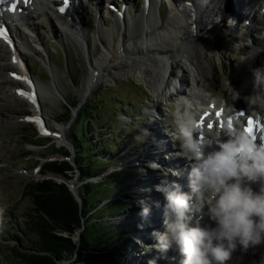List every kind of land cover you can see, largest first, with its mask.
Listing matches in <instances>:
<instances>
[{"label": "rangeland", "instance_id": "obj_1", "mask_svg": "<svg viewBox=\"0 0 264 264\" xmlns=\"http://www.w3.org/2000/svg\"><path fill=\"white\" fill-rule=\"evenodd\" d=\"M232 1L234 3V0ZM238 1L240 4L238 8L230 0H224L225 4L222 0L217 1L216 15L220 14L221 22H225L222 12L226 7L231 10L232 15L243 12L241 16H249L250 19L249 21L246 19L243 28L241 25L236 27L231 24L238 40L227 43L221 55L215 57L216 81L208 84L205 79L197 75L194 67L188 64L186 59L179 58L172 69L175 76L173 74L169 78L172 85L169 87L172 93L169 96L154 94L147 81L120 74L122 72L110 65L106 68L101 67L98 82L91 86L86 84L93 70L90 64L100 57L104 49L103 44L110 39L119 38L128 51L131 49L130 52H133L131 58H134L133 60L140 67L144 63L141 60L148 58L147 54L136 53V48L143 38L141 20L142 9L145 6L142 7L143 0H77L73 4L75 11L70 12L72 16L69 13V15H61L62 17L56 14L48 17L43 11L41 17H37V12L35 15L34 11L40 10L44 5L36 1L34 5L37 6L29 8L31 22L35 26L26 25L19 29V33L16 31L19 41L15 50L25 71L36 84L37 104L47 128L51 126L54 128L57 124L66 127L68 123L64 130L67 135H71L72 130L80 132L84 127L85 119L73 125L77 114L69 122L71 114L70 118H67L62 113L65 110L64 104L67 100L83 103L91 98L94 99L87 111L89 113L87 116L91 117L94 124L91 126L90 122H87L88 129L85 128V132L90 136L89 142L94 144L95 154L105 159L111 158L112 161L103 174L91 180L97 182L102 176L112 172V176L108 175L106 181L111 184L107 185L109 189L106 191H111L112 194H109V198L103 203L113 199L117 202L120 197L123 200L120 203L127 205L128 208L121 215L109 214L104 217L101 225L94 222L99 227L91 230L90 237L95 246L103 248L109 239L115 238L112 231L118 230L122 233L123 241L110 247L112 253L119 254L117 264L167 262V253L155 247L157 240L153 236V232L166 231L165 221H162L167 204L166 195L165 192L157 191L156 185L163 184L166 189L172 190L173 185L176 184L179 185L180 191L188 185L187 181L175 179L172 183L173 180L168 178L172 172H175L179 178H184L183 175L187 174L184 169L174 170V165L171 166L166 162L168 158H172L179 164L184 163L178 157L180 155L183 157L180 141L172 137L177 131V114L194 113L199 102L210 98V92L213 95L211 100L216 101V104L227 106L228 109L235 108L228 102L236 98L243 86L244 96L235 105L247 108L254 99L251 88L246 84L245 72L240 61L244 52L259 54L258 60L264 61V6H262L264 0ZM179 2L180 0L178 2L155 0L151 7V18L159 23L162 19L164 21L171 5ZM122 10H125L123 17L117 15ZM72 17L79 21V25H75L74 30L77 29L78 34L83 37L82 40H77L72 27L64 23L65 20L71 22ZM146 21L144 18V23ZM19 71V67L11 62L7 47L0 43V210H2L0 264H27L22 258L17 259V252L30 253L33 249L31 239L34 235L29 233L25 235L21 231L26 214L32 208L23 187L31 180H41L46 177L45 174L48 173H43L41 163H46V160L54 156L60 159L62 157L59 152L62 148L61 144L59 145L51 134L42 135L33 123L25 120L26 116L31 115L32 106H29L18 94L11 95L14 90L10 89V86L13 87L15 81L11 77V72ZM152 123L163 138L166 151L164 147L153 144L156 134L154 131H149V125ZM95 127L101 129L93 131ZM102 142L106 144L105 148L100 145ZM130 166L135 168L124 169ZM185 178L188 179L186 176ZM256 183L259 186V182ZM98 191L105 192L102 188ZM116 207L118 205L113 202L99 214L114 211ZM144 207L150 209V218L153 214L159 216L156 224L151 221L149 215L147 217L139 215ZM137 215L140 216L138 219H136ZM206 222L204 219L200 221L201 226L212 224ZM152 223L154 230L150 228ZM133 224L139 229L138 232L142 237L147 238L146 241L132 232L125 233ZM13 239L18 240L17 245ZM74 240L77 242L79 238L75 235ZM127 243L132 246L130 251L126 250ZM149 245L153 246L151 250L146 249ZM172 245L178 247L175 243ZM238 247L242 252L240 264H264V243L249 247L247 250ZM72 260L67 258L63 262L70 263ZM171 261L166 264H171ZM174 263L182 264V258Z\"/></svg>", "mask_w": 264, "mask_h": 264}, {"label": "clouds", "instance_id": "obj_2", "mask_svg": "<svg viewBox=\"0 0 264 264\" xmlns=\"http://www.w3.org/2000/svg\"><path fill=\"white\" fill-rule=\"evenodd\" d=\"M252 71L254 87L264 89V67ZM221 135L227 139H217L218 150L205 155L211 141L201 133L196 115L177 114V131L172 137L180 141L187 160L195 161L189 172L191 193L181 192L176 184L172 190L156 185V190L166 195V231L153 232V236L160 251L175 243L184 256L182 264H225L238 246L247 250L264 243V141L258 143L246 127H234L230 121L214 136ZM256 182L259 191L251 186ZM205 206L214 226H201L198 220L192 223L194 208ZM149 213L144 207L139 215L147 217Z\"/></svg>", "mask_w": 264, "mask_h": 264}, {"label": "bare ground", "instance_id": "obj_3", "mask_svg": "<svg viewBox=\"0 0 264 264\" xmlns=\"http://www.w3.org/2000/svg\"><path fill=\"white\" fill-rule=\"evenodd\" d=\"M37 1H39V3H42L44 5V6L42 5L43 7L40 8L42 9L44 15L49 17L51 16V14H56L59 17H62L56 12V10L53 7L54 5H56L55 3L44 0H37ZM154 1L155 0H148L147 6H144V8L142 9L141 20L143 22L142 23L143 38L140 41V45L138 46V48H136V53L138 54L143 53V54H147L148 56L147 59L141 60V62H144L142 66L140 67L138 63H136V61L133 60L134 58L133 59L131 58L133 52H130L131 49L128 51L125 44L122 43L119 38L110 39L103 44L104 49L103 52L100 54V57L98 59L93 60L92 63L90 64L93 70L90 72V75L86 80L87 86H91L94 83L98 82L99 70L101 69V67L106 68V66L110 65V67L115 68L116 70L122 72V73L118 72L120 74H125L128 76L139 78L140 80L147 81L151 85L152 88L151 90L154 94L157 93L159 95L169 96L172 94L169 90V87L171 85V79L169 78L171 75L175 73L172 72V69L173 67H175V64H177V60L179 58L186 59L188 64L194 67V70L197 73V75L205 79L208 82V84H213L216 81L217 74L214 68L215 57L221 55L223 48L227 43L238 40L235 30H233L232 27L233 26L238 27L239 25H241L242 26L241 28H243V26H245L244 23L247 22V20L249 21L250 19L249 16H245V15L241 16L243 12L240 13L236 12V14L232 15L230 13L231 10H228V8L226 7L222 12L225 22H221L222 17L220 16V14L216 15V11L218 9L216 8L218 5L217 2L218 0H208V1L206 0L207 2L205 0H198L201 2H195L194 0H189L190 2L187 1L182 2V0H180L179 3H175L174 5H171L168 13L164 17V21L162 19V21L159 23L157 20L154 21L151 18V7ZM255 1H260V0H255ZM30 2L31 3L33 2L32 4H36V1L30 0ZM76 2L77 0H70L69 3L70 8L67 13L68 15L71 11H75L73 4H75ZM172 2H178V0H172ZM222 2L223 4H225L224 0H222ZM230 2L236 8H238L239 7L238 5H240L238 0H234V3L232 0H230ZM0 6H3V4L0 3ZM29 8L26 9L25 12H29ZM159 11L160 10L157 7V12L160 15ZM251 11L253 12V10ZM34 12L36 13L37 11ZM8 15L10 14H8L7 12L6 13L0 12V21L9 19ZM70 15L72 16L71 13ZM13 16L14 15H12L10 18H12ZM229 16H230V20H229ZM37 17H41V13L37 12ZM217 17L218 19L216 20ZM144 18H146L147 20L145 23H144ZM30 20L31 19L29 16L28 19L26 20V24L29 27L35 26V24H33V22H31ZM71 20H72L71 22L65 20L64 23L72 27V31H73L76 28L75 25L76 26L79 25V21L78 19H74L73 17L71 18ZM231 24L234 25L232 26ZM16 31H18L19 33V29H17ZM74 33H75L74 36L76 37L77 40L83 39V37L78 34L77 29L74 30ZM259 56H260L259 54L256 55L254 53L244 52L240 61V65L245 72L246 84L248 87L251 88V92L254 97L250 106L247 107V113L258 114L262 118H264V89H257L254 87V77L252 71L253 69L258 67H264V61L258 60ZM173 76H175V74ZM197 82H199V80H197ZM20 83L21 82L18 80H15L13 82V87L10 86V89L12 88V90H14V93L11 95L17 96V93L15 91H18L22 87ZM244 88L245 87L243 86L241 89L242 91L239 94H237L234 100L232 99L231 101L228 102L231 107L237 108L235 104L237 101H240L241 98L244 96ZM210 95L213 96L211 92ZM30 104L32 108H35L34 111H38L36 105L32 103ZM199 106L200 107H198L197 110L195 111V115L199 121L201 120L204 121V125L203 127H201V131L204 132V138L211 141L210 145L213 147L211 149V152L218 150V144L216 143V140L217 139L224 140L227 139V137L223 135H221L219 138L215 137L214 135L216 134L217 131H214L212 127L209 128L208 125L214 124L219 129H222L225 121L222 122L220 121V119H224L223 117L226 115L225 113L227 111L229 112V109L227 106L225 107L221 104H216V103L210 105L209 102L205 103V101L200 102ZM217 109L221 110V113L218 117L213 115V113ZM207 110L210 111L206 114V116H203L202 113L206 112ZM236 123H238V119L234 118L233 126H236ZM149 126H150L149 131L152 132L154 131L156 134L153 144L160 145L159 147L161 146L164 147L166 144L163 138L159 135V131H157V129L153 126V123L150 124ZM66 127L64 125L62 126L60 124H57L56 127L53 128L51 126V128H49V130L52 131L51 135L54 137V139H56V141L59 144H62L63 142L62 134L65 133L64 130ZM210 145H207L205 147L206 148L205 155L210 153V152H206L207 147H209ZM164 149L165 151L167 150L165 147ZM166 162H169L171 166L174 165V170L176 169L178 170V168H180L179 170L182 169L180 166H183V164L177 163V160H172V158H168ZM187 162L188 164L186 165L188 166L189 169H191V163H194L195 161H191V162L187 161ZM185 173L187 174L183 175L184 178H179L175 174V172H172V174H170L168 178L173 180L172 183L174 182L175 179L182 182L187 181L188 184L187 186H189L190 188L189 171ZM47 175L51 177H59L51 173ZM185 176L188 177V179H186ZM170 181L168 180V182ZM159 182L163 183L164 181H159ZM251 186L253 187V190H259L258 189L259 186L257 183H253ZM189 188L187 189L189 190ZM182 191L185 192L186 190L185 189L182 190L181 188V192ZM195 200L196 199L194 198V201ZM198 212L199 211L194 208L193 213L197 215ZM206 213H207V207L205 206L204 211L202 212L203 217L201 219L207 221L206 223H212L210 225L214 226V223L209 220V217L207 216ZM139 217L140 216L137 215L136 219H138ZM150 217L151 216L149 215V218ZM158 217L159 216H155L153 214V217L150 219L151 221H154V223L156 224ZM146 239L142 237V240H146ZM164 253H167L166 255L168 257L167 262L171 260L177 262L179 258H182V262L184 260V256L180 253L178 247L169 248ZM241 253L242 252L240 251L239 247H237V249L234 250L233 253L231 254L229 261L225 262V264H240L239 260H240V256L242 255ZM174 261H171L170 263L175 264ZM163 262H160V264H163ZM167 262H164V264H166Z\"/></svg>", "mask_w": 264, "mask_h": 264}, {"label": "trees", "instance_id": "obj_4", "mask_svg": "<svg viewBox=\"0 0 264 264\" xmlns=\"http://www.w3.org/2000/svg\"><path fill=\"white\" fill-rule=\"evenodd\" d=\"M93 102L94 99L91 98L89 101L80 104L73 125L81 119H85L84 127L81 128L80 132L72 130V134L68 135L73 147L72 159L75 167L67 159L50 160L41 166L43 173L62 174L68 179H71L77 171L80 200L78 201L74 197L65 183L57 182L51 178L31 180L23 187L24 193L31 201L32 208L26 214V220L21 231L25 235L33 234L34 237L31 239L32 252H17V259L22 258L27 264H62L67 258L73 259L69 264H117L119 261V254L112 253L110 247L119 241H123L122 233H119L118 230L112 231L115 238H108L109 241L103 248L95 246L90 237L91 230L99 227L94 222L101 225L104 217L109 216V214L121 215L128 208L127 205L120 203L123 201L120 197L116 200L117 202L113 199L103 203L109 198V194H112L111 191H106L111 185L110 182L106 181L112 172L102 176L97 182L91 180L93 177L103 174L112 161L111 158L105 159L95 154L94 144L89 142L90 136L85 132V128L88 129V125L86 127L87 122H90L91 126L94 124L91 117L87 116L89 106ZM78 103L67 100L64 104L65 110L62 113L70 118L71 107L77 106ZM100 129L101 127H95L93 131ZM100 145L106 146L103 142ZM59 152L63 156L70 154L65 147H62ZM131 168L125 167L124 169ZM99 188L105 192H99ZM113 202L118 205L113 209L114 211L99 214ZM82 226L79 240L76 242L74 240L76 230ZM132 230L133 228H130L125 233ZM13 240L17 245L18 240ZM131 248L132 246L127 243L126 250L130 251Z\"/></svg>", "mask_w": 264, "mask_h": 264}, {"label": "water", "instance_id": "obj_5", "mask_svg": "<svg viewBox=\"0 0 264 264\" xmlns=\"http://www.w3.org/2000/svg\"><path fill=\"white\" fill-rule=\"evenodd\" d=\"M80 104L81 103H79L77 106H75V107H71V119H70V121L69 122H71V120H72V118L74 117V116H76V114H77V111H78V108H79V106H80ZM66 126H68V123H67V125ZM65 138L67 139V137L65 136ZM67 144H68V146L70 147V154H69V156L68 157H65V156H62L61 157V159H67V160H69L70 161V163L73 165V167H75V163H74V161H73V155H74V152H72V148H71V145L67 142ZM55 158H57V159H60V157H58V156H54ZM48 174H53V175H55V176H59V177H51V176H48V175H46L45 174V178H51V179H54V180H56L57 182H63V183H65L68 187H69V189L71 190V192L73 193V195L75 196V198L79 201L80 199H79V194H78V187H79V183H78V178H77V171H76V175L73 177V178H71V179H67V178H65V176L64 175H62V174H57V173H52V172H47ZM82 228H83V226L81 227V228H79L78 230H76V233H75V235H76V237L77 238H79V233H80V231L82 230ZM78 242V241H77ZM64 264H69V262L68 261H65L64 262Z\"/></svg>", "mask_w": 264, "mask_h": 264}, {"label": "snow or ice", "instance_id": "obj_6", "mask_svg": "<svg viewBox=\"0 0 264 264\" xmlns=\"http://www.w3.org/2000/svg\"><path fill=\"white\" fill-rule=\"evenodd\" d=\"M3 2H4V0H0V3H3ZM18 2H20V0H18ZM22 2L26 4L28 2V0H22ZM68 4H69V0H64V6L60 7L59 11L64 12L65 8L68 6ZM16 7H17V3H12L11 10H15ZM0 36L7 39V33L2 28H0ZM14 60H15V58H14ZM21 95H27V94L22 92ZM217 115L219 116L220 113H217ZM241 115H243V113H241ZM203 125H204V121L201 120L200 121V128L203 127ZM208 127L211 128L212 125L209 124ZM254 127H255V122L253 121V119H249L247 121L246 131H248L253 136L254 139H257L256 135L254 134Z\"/></svg>", "mask_w": 264, "mask_h": 264}]
</instances>
